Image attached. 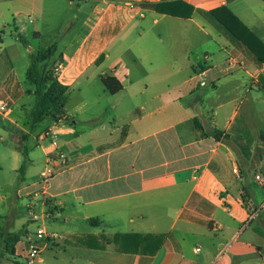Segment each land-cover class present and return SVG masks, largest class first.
Instances as JSON below:
<instances>
[{
    "label": "crops",
    "instance_id": "crops-1",
    "mask_svg": "<svg viewBox=\"0 0 264 264\" xmlns=\"http://www.w3.org/2000/svg\"><path fill=\"white\" fill-rule=\"evenodd\" d=\"M159 1H3L0 100L14 117H0V173L8 162L18 173L26 153L17 244L38 223L57 235L37 264H264V63L211 14L227 7L264 44V2L184 0V19L142 6ZM51 44L49 70L79 102L30 130L26 72ZM107 77L122 89L110 94ZM36 150L43 169L30 177Z\"/></svg>",
    "mask_w": 264,
    "mask_h": 264
},
{
    "label": "trees",
    "instance_id": "trees-1",
    "mask_svg": "<svg viewBox=\"0 0 264 264\" xmlns=\"http://www.w3.org/2000/svg\"><path fill=\"white\" fill-rule=\"evenodd\" d=\"M264 2V0H262ZM144 8L167 14L178 18H189L193 8L184 0H161L157 3H143ZM212 16L238 41H240L260 62L264 63V44L255 36L239 19L225 7H219L211 11ZM17 38L23 46L25 41L21 35ZM56 44H51L43 51L32 55L31 64L26 72V79L33 87L34 103L29 112L28 125L32 130L46 120L58 123L68 118L65 116V98L68 88L60 84L49 70V62L56 53ZM204 68V67H203ZM203 70V69H202ZM105 89L110 94L119 92L121 85L113 78L102 79ZM197 127H200L197 124ZM202 129V128H201ZM221 133L215 132L214 137L220 140ZM227 140V136L224 137ZM23 162L18 169L19 176H22L27 166L26 153L23 152ZM26 231L23 227L16 232L2 234L1 242L9 253H14V246L25 237Z\"/></svg>",
    "mask_w": 264,
    "mask_h": 264
},
{
    "label": "rangeland",
    "instance_id": "rangeland-1",
    "mask_svg": "<svg viewBox=\"0 0 264 264\" xmlns=\"http://www.w3.org/2000/svg\"><path fill=\"white\" fill-rule=\"evenodd\" d=\"M3 1L4 0H0V15H1V12L4 8ZM1 35L2 34H0V36ZM41 48H43V45H41ZM18 70H19L18 71V74H19L18 77L22 78V80L24 81L25 73L21 72L22 68H18ZM52 73L55 77V70ZM56 73H57V71H56ZM25 88H28V86H26ZM78 102H79V98L77 96V93H71V95L68 96V98L66 99V109L74 110L75 105L78 104ZM33 103H34V98L31 99V106L33 105ZM3 148H4V143L0 142V155L4 151ZM29 158L31 160H34V164H33L32 168L30 169V173H29V176L31 177L32 175L37 174L40 170L43 169V166H42L43 162H42V156L38 150H36L35 153H33V154L31 153L29 155ZM8 163H7L8 167L6 168V166L4 165L5 167L3 168L2 172L0 173V188H1L0 195L7 198V201L6 200L0 201V217L2 220V224L4 223V221H3L4 215H5V221L7 224L6 228H2L0 230V242H1L2 234H5L7 232H16V231L20 230L21 229V226H20L21 219L23 218V220H24L28 216L27 210L25 208L21 207V203H20L21 200H16V197H18V196L15 193V191L17 190L16 188H18V186H19V181H18L19 180V177H18L19 173H16L13 170H11L12 164H10V162H8ZM31 195L32 194H30L29 197H32ZM27 204H28L27 206L29 209L30 206H32L34 203L29 201ZM16 213H17V215H19L18 217H16ZM30 222H32V221L30 220ZM47 222L48 221H46L45 223H47ZM38 225L41 226V224H39V223L36 224V226H38ZM48 225L49 224H46V227ZM42 226H44V228H45V224H43ZM32 229H34V230H30V231H35L36 227L33 226ZM31 238L33 239L34 236L32 235ZM27 247H28V243L24 245L22 242L21 244L15 245L14 253H9L6 251V249L4 248V246L1 243L0 244V264H26L24 261V252H25V249H27ZM48 256H49V254H47L45 252L41 254V257H43V258L48 257Z\"/></svg>",
    "mask_w": 264,
    "mask_h": 264
},
{
    "label": "built area",
    "instance_id": "built-area-1",
    "mask_svg": "<svg viewBox=\"0 0 264 264\" xmlns=\"http://www.w3.org/2000/svg\"><path fill=\"white\" fill-rule=\"evenodd\" d=\"M132 6V4H130ZM225 68L226 70H232L234 67L238 65L237 61L234 58H227L225 60ZM59 67V66H58ZM0 117L5 120H12L13 109L11 107L9 99L0 100ZM53 145H55V139L53 138ZM65 160L64 156L60 153H57L50 159V165H47L45 169L40 173L39 182L42 184L43 187H46L49 181L55 175V167L62 163ZM256 180H260V176H255ZM46 221L51 220V216L49 214L43 215V218ZM33 222H38V217L34 215L32 217ZM41 224V223H39ZM36 226V230L33 233L34 238H28V247L25 249L24 252V261L26 264H37L41 260V254L43 252L44 246L48 243H52L57 239V235L47 231L44 226Z\"/></svg>",
    "mask_w": 264,
    "mask_h": 264
}]
</instances>
